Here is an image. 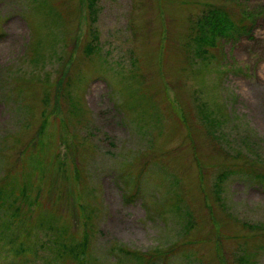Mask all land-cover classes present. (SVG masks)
Listing matches in <instances>:
<instances>
[{"label": "rangeland", "instance_id": "obj_1", "mask_svg": "<svg viewBox=\"0 0 264 264\" xmlns=\"http://www.w3.org/2000/svg\"><path fill=\"white\" fill-rule=\"evenodd\" d=\"M211 4L245 30L197 47ZM15 257L264 264V0H0V264Z\"/></svg>", "mask_w": 264, "mask_h": 264}, {"label": "trees", "instance_id": "obj_2", "mask_svg": "<svg viewBox=\"0 0 264 264\" xmlns=\"http://www.w3.org/2000/svg\"><path fill=\"white\" fill-rule=\"evenodd\" d=\"M222 9L217 7V4L208 5L207 10L204 12V14H202L203 16L198 20L196 25L198 33L194 36V40L197 47H200L203 44H207V45L217 44V41L220 40V38L221 39L234 38V35L237 32L245 30L242 26L236 25L235 19L232 18L229 12H227L224 9L223 11ZM45 123L46 120L44 119L40 125V133L44 129ZM19 192L21 195V200L19 201V203L25 202L29 204V199L25 192L24 187L20 188ZM16 200L17 199H15V203ZM16 211H17V207L14 210L13 214L16 213ZM86 250H87V239L86 237L83 236L82 240L79 241L74 248H72V251H74L76 255H80V254H85ZM20 251H22V248L19 249V252ZM17 253H18V248L15 249V254L17 255ZM162 254L165 255V252H163ZM151 255L152 254H150L148 257L152 258ZM16 261H17V257H15V260L12 262V264H19Z\"/></svg>", "mask_w": 264, "mask_h": 264}]
</instances>
